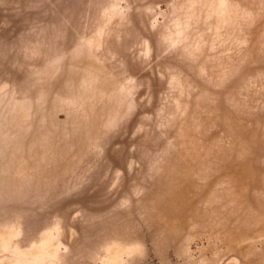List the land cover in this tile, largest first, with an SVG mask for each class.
I'll use <instances>...</instances> for the list:
<instances>
[{
	"label": "rangeland",
	"instance_id": "rangeland-1",
	"mask_svg": "<svg viewBox=\"0 0 264 264\" xmlns=\"http://www.w3.org/2000/svg\"><path fill=\"white\" fill-rule=\"evenodd\" d=\"M0 264H264V0H0Z\"/></svg>",
	"mask_w": 264,
	"mask_h": 264
},
{
	"label": "bare ground",
	"instance_id": "bare-ground-1",
	"mask_svg": "<svg viewBox=\"0 0 264 264\" xmlns=\"http://www.w3.org/2000/svg\"><path fill=\"white\" fill-rule=\"evenodd\" d=\"M49 87V86H48ZM50 89V88H49ZM185 211V210H184ZM165 212V211H164ZM190 212V211H189ZM159 213H161V212H159ZM185 214H183V216H184ZM160 216V215H159ZM164 216V215H163ZM186 216V215H185ZM182 217V216H181ZM184 219V218H183ZM182 221V220H181ZM171 224V223H170ZM185 224V223H184ZM172 230V229H171Z\"/></svg>",
	"mask_w": 264,
	"mask_h": 264
}]
</instances>
